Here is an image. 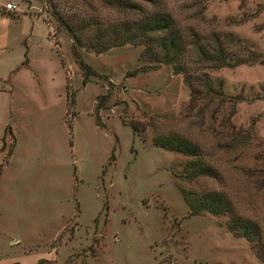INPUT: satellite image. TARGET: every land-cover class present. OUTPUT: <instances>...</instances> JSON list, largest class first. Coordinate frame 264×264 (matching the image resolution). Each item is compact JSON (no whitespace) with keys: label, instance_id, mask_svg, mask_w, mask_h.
I'll return each instance as SVG.
<instances>
[{"label":"rangeland","instance_id":"1","mask_svg":"<svg viewBox=\"0 0 264 264\" xmlns=\"http://www.w3.org/2000/svg\"><path fill=\"white\" fill-rule=\"evenodd\" d=\"M153 1L189 40L196 97L141 46L75 56L46 2L0 0V264H264V0ZM64 3L74 23L121 18ZM193 37L230 65L200 63ZM177 139L198 156L157 147ZM192 160L206 175L184 177ZM210 193L218 216L185 201Z\"/></svg>","mask_w":264,"mask_h":264},{"label":"trees","instance_id":"2","mask_svg":"<svg viewBox=\"0 0 264 264\" xmlns=\"http://www.w3.org/2000/svg\"><path fill=\"white\" fill-rule=\"evenodd\" d=\"M49 5L50 14L58 26L62 28L73 41L74 54L77 56V47L83 48L87 52L95 54L105 53L110 49L123 47L125 45L141 46L143 52L141 58L152 63L153 67L161 65L172 66L177 74L183 76V82L190 89L191 95L197 96L200 92L194 86L192 78L188 73L187 63L183 60L189 44L188 38L182 34L176 26L171 16L163 11L152 9L153 0H97L102 3V7L107 11L121 17L112 23L105 24L97 19H91L90 22L79 20L77 23L65 18V15L57 9V1H64V5L70 9L77 10L80 4L86 5L92 11L97 12L92 4L93 0H40ZM149 7V8H148ZM96 14V13H95ZM89 33V34H87ZM94 33V34H93ZM191 43L193 55L202 64L215 65L214 67L229 66L230 63L224 55V49L218 45L216 50L208 51L200 41L195 39ZM80 66L85 74L84 83L87 81V75L90 69L82 62ZM207 95L215 93L216 96L223 95L222 86L215 90L205 77ZM264 89V88H263ZM157 147L178 152L185 156L196 158L198 156L197 148L190 142L179 140L176 141L162 140L157 143ZM187 179L192 180L199 175L207 173V170L197 160H192L186 165ZM206 175V174H205ZM189 208L197 213L208 212L214 216L220 215L225 211V202L221 196L216 193H210L205 198L200 199L197 206L185 196ZM253 228L249 225L241 226L235 221L231 226V232L239 235L248 241H252ZM260 257V256H259ZM159 264H171L164 260Z\"/></svg>","mask_w":264,"mask_h":264},{"label":"built area","instance_id":"3","mask_svg":"<svg viewBox=\"0 0 264 264\" xmlns=\"http://www.w3.org/2000/svg\"><path fill=\"white\" fill-rule=\"evenodd\" d=\"M6 9H7L8 11H14V10H16V6H14V5H12V4H8V5L6 6Z\"/></svg>","mask_w":264,"mask_h":264}]
</instances>
